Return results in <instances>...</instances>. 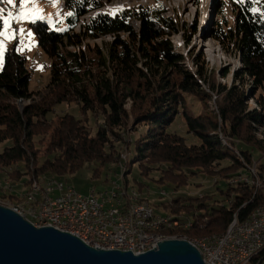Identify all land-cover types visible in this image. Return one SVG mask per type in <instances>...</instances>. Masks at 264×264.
Returning a JSON list of instances; mask_svg holds the SVG:
<instances>
[{"label":"trees","instance_id":"1","mask_svg":"<svg viewBox=\"0 0 264 264\" xmlns=\"http://www.w3.org/2000/svg\"><path fill=\"white\" fill-rule=\"evenodd\" d=\"M228 1L233 22L218 23L210 36L241 61L230 84L217 80L204 55L189 50L197 69L192 71L186 65V55L177 50L172 35L183 31L190 44L197 22L190 27L180 24L177 18L165 15L162 5L131 7L114 15L98 11L84 22L81 17L101 8L102 2L65 0L66 28H51L45 18L32 21L30 27L38 45L50 59L48 91L23 111L11 104L13 98H30L34 91L29 88L31 73L25 55L15 47L5 53L0 71V143L11 144L0 152V173L20 178L22 172L16 167L20 162L27 169L23 174L31 173V163L37 160L35 136L46 126L47 115L56 106L69 102L78 103L83 114L77 117L68 113L63 117L51 138L48 154L52 157L34 168L36 176H63L77 172L86 163L109 162L106 146L111 135L122 140L118 129L126 128L131 111L136 126H146L133 140L132 161L139 162L142 169L148 163L166 164L162 178H169L177 188L187 184L186 169L215 174V164L229 159L231 165L222 172L232 168L236 172L246 170L253 163V151L264 152V141L254 135L259 128L264 129V16L260 11L264 0ZM134 20L139 22L138 28ZM78 23L82 24L79 32L74 30ZM102 35L113 37L105 50L84 44L86 39ZM221 71L225 78L230 69L224 67ZM190 96L200 101V112L189 106ZM214 96L218 113L209 107ZM250 100L257 107L251 108ZM128 101L132 102L131 110L126 108ZM89 113L101 115L104 121L94 135L88 125ZM178 116L197 142L189 144L187 137L169 131ZM221 132L231 138V145L224 143ZM235 140L245 148L237 151ZM258 170L264 178V163ZM221 192L233 198L232 204L210 207L206 210L209 218L203 223L204 215L193 212L194 203L183 205L182 197L167 202L173 215L179 217L177 213L186 211L194 220L186 222L188 219L179 217V227L165 231L189 237L221 235L235 214L241 221L247 220L263 202L262 193L246 182L229 184ZM186 200L197 202L198 209L207 207L198 197ZM188 223L192 225L184 229Z\"/></svg>","mask_w":264,"mask_h":264},{"label":"rangeland","instance_id":"2","mask_svg":"<svg viewBox=\"0 0 264 264\" xmlns=\"http://www.w3.org/2000/svg\"><path fill=\"white\" fill-rule=\"evenodd\" d=\"M100 1L102 2V7L89 11L86 15L81 17V20L88 22L98 11L114 15L131 7L145 6L148 8H155L162 5L165 15L177 18L180 24L181 22L187 23L190 27L193 22H197V31L195 34H192L190 44H187L183 31L172 35V41L175 47L178 51L186 55V65L192 71H196L197 68L193 58L189 55V50L195 55H204L209 71L215 72L219 82L228 84L232 82L233 73L240 67L241 61L238 56L227 53L219 42L210 36L218 23L227 22L231 24L233 22L234 13L228 0ZM114 3L119 4V6L115 9H111ZM21 7L24 9L25 16L17 19L15 17L19 16ZM0 10H2L0 11V71L2 70L5 53L15 47L18 52L25 55L27 66L31 73L29 88L31 91H34V94L30 98H13L10 100L11 104L15 105L20 111H23L28 105L40 101L43 94L48 91L47 83L49 78L50 59L39 47L38 38L30 27V23L34 20L45 18L48 20L51 28H57L59 30L66 28L67 24L64 21L66 2L63 0H29L27 4L22 6L21 0H15L14 4H9L7 0H0ZM260 11L264 16V8L262 6L260 7ZM9 13H12L11 17L8 15ZM5 19L9 21L7 27H5L4 24ZM56 24H58V27ZM133 24L138 28L139 22L137 20H134ZM81 26L82 24L78 23L74 30L79 32ZM19 38L22 39V41L24 40V42L20 43ZM112 38L113 37L110 35H102L96 38L86 39L84 44L89 43L91 45H98L101 49L103 48V50H105L106 44L109 43ZM70 49H73V47H70ZM224 67L229 68L230 72L227 77L222 78L221 70ZM215 98L214 96V98L209 101V107L210 110L218 113V106ZM188 103L196 112L202 110V105L197 98L192 96L188 97ZM131 105L132 102L128 101L126 108L131 110ZM249 106L254 108L257 107V104L254 100H250ZM68 113L75 114L77 117H81L83 114L78 103L69 102L56 106L52 112L47 115L44 120L46 126L41 129L40 133L34 138V150L37 152V160L31 163V173L23 174L27 171L24 162H20L16 165L22 172L20 178H12L6 172L0 173V204L9 207L8 203H19L22 196L29 190L33 179H38L40 177L60 179L64 181L67 186H73L78 192L85 194V196L91 195L90 192L93 189L99 193H111V188L114 184H118L119 186L121 184L120 187L122 189L128 188L129 190L133 189L137 191L143 199L155 207L158 213L164 215L175 214L171 212L166 203L169 201L171 202L172 199L182 197L185 199L183 205L194 203L193 212L195 215H204L202 217L203 223L209 218L206 210L208 211L210 207L217 205L230 206L232 204L233 198L228 195H223L221 192L222 190H226L227 185L246 182L253 185L256 190L258 189V179L264 181V178L261 177L258 170V166L264 163V152L254 150L252 153L253 163L248 166L246 170H239L236 172L234 168H232L222 172L221 170L223 168L231 165L229 159L215 164V174L202 171L201 169H195V172L191 173L190 170L186 169L187 184L177 188L176 184L169 178H162L163 169L167 167L166 164L148 163L142 169V167L139 166V162L134 163L132 161L135 155L134 145L132 144L133 140L137 138L139 133L144 132L146 129L144 125L136 126L132 111L126 128L118 129L122 140H117V138L112 135L110 137L111 140L106 146V151L108 152L106 158L110 160L109 162L94 161L86 163L77 172L65 174L63 176L54 173H45L38 176L34 175V168L41 165L47 158L52 157L48 154V151L51 149L50 143L52 135L55 133L56 129L60 128V121ZM103 123L104 121L101 115L93 116L92 113H89L88 125L92 127V135L97 132L99 125ZM169 131H175L187 137L189 144L197 142L198 140L187 132L185 121L180 116L175 119ZM220 135L225 144L231 145V138L225 136L223 132H221ZM254 135L257 139L264 141L263 128H259L255 131ZM9 144L11 143L7 141L0 143V152ZM234 145L237 151L244 149L246 146L238 140L234 141ZM239 155L242 154L239 153ZM95 170L98 172L95 173ZM196 197L200 198V203L207 205V207H204L205 209H198L197 202L186 200ZM177 215H179L181 219H188L186 222H193L194 220L186 211H180ZM188 228H190V226L184 229ZM160 233L168 238L189 237L188 235L168 234L166 231L162 230ZM211 235L213 234L192 236L189 238H192L191 242H193L194 239L200 240Z\"/></svg>","mask_w":264,"mask_h":264},{"label":"built area","instance_id":"3","mask_svg":"<svg viewBox=\"0 0 264 264\" xmlns=\"http://www.w3.org/2000/svg\"><path fill=\"white\" fill-rule=\"evenodd\" d=\"M90 193L94 194V204H87L85 194L76 189L55 187L54 192L27 202L19 214L38 227L51 225L69 231L92 246L136 254L156 248L160 242L147 229H140V221L161 225L181 222L177 216L158 219L154 211L137 210L131 203L119 204V197L127 195L118 191V184L113 185L111 193L94 189ZM257 208H264V199ZM198 248L208 264H264V215L253 217V225L239 219L227 239Z\"/></svg>","mask_w":264,"mask_h":264},{"label":"water","instance_id":"4","mask_svg":"<svg viewBox=\"0 0 264 264\" xmlns=\"http://www.w3.org/2000/svg\"><path fill=\"white\" fill-rule=\"evenodd\" d=\"M0 264H208L188 239L166 238L153 249L95 247L54 226H36L0 204Z\"/></svg>","mask_w":264,"mask_h":264},{"label":"bare ground","instance_id":"5","mask_svg":"<svg viewBox=\"0 0 264 264\" xmlns=\"http://www.w3.org/2000/svg\"><path fill=\"white\" fill-rule=\"evenodd\" d=\"M64 1V0H63ZM119 6V4L114 3L111 6V9H115ZM19 42L23 43L24 40L19 38ZM121 186V184H120ZM118 185V191L127 195V197H119V204H132L134 205L135 209L137 210H146V211H154V215L158 219L164 220H172L175 215H164L160 214L156 211L155 207L151 205L148 201L142 198V196L135 190H129L128 188L122 189ZM55 187H60V189H75L73 186L66 185V183L60 179L56 178H36L31 182V186L29 190L22 196V199L17 204L8 203L9 207L13 208L18 213H23V208L27 207V202L33 201L35 198H40L41 195L51 193L55 191ZM259 191L263 195L264 199V181H259ZM85 202L87 204H94V194L85 196ZM264 215V208H257L254 213L253 217H260ZM253 217H250L246 220V225H253ZM239 221L237 214H235L233 221L227 228L226 232L222 235H213L209 236L200 240L194 239L192 243H194L197 247H202L204 244H211V243H219L221 240H225L228 238L229 232L234 228L236 222ZM191 223L185 225V227L191 226ZM179 227V222H173L170 224H157L155 222H147V221H140V229H147L153 235V238L156 241H162L168 237L161 234L160 231H165L168 229H174ZM185 239H188L184 237ZM191 241V239H188Z\"/></svg>","mask_w":264,"mask_h":264},{"label":"snow or ice","instance_id":"6","mask_svg":"<svg viewBox=\"0 0 264 264\" xmlns=\"http://www.w3.org/2000/svg\"><path fill=\"white\" fill-rule=\"evenodd\" d=\"M7 2L9 4H14L15 0H7ZM28 2H29V0H21V5L23 6V5L27 4ZM0 11H2V10H0ZM8 15L11 17L12 13H9ZM23 16H25V12H24L23 7H21V11L19 13V16L15 17V18L19 19L20 17H23ZM4 24H5V27H7L9 25V21L7 19H5Z\"/></svg>","mask_w":264,"mask_h":264}]
</instances>
